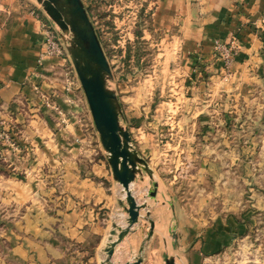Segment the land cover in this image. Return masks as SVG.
Listing matches in <instances>:
<instances>
[{"label": "crops", "instance_id": "0c3cea01", "mask_svg": "<svg viewBox=\"0 0 264 264\" xmlns=\"http://www.w3.org/2000/svg\"><path fill=\"white\" fill-rule=\"evenodd\" d=\"M86 1L82 0L85 8ZM149 8L142 9L135 22L148 23L155 33L176 45V58H183L189 75L183 100L175 102L177 110L182 111L180 122L187 125L184 135L204 138L207 126L218 124L222 130L228 122L235 129L244 125L247 132L253 125L262 126L264 0H155ZM148 10L151 14L145 15ZM35 12L28 0H0L1 123L20 122L23 113L18 110L19 98L29 101L33 94L31 74L41 36ZM232 37H236L238 50L229 80L223 82L220 63L211 61L213 43ZM54 63L58 64V58L44 59V66L50 65L46 72L51 77L58 75V68L51 67ZM53 88L58 92V85ZM224 136L239 141L238 145L244 143L248 154L255 147L251 135L231 132ZM20 147L28 151L22 144ZM18 151L1 152L0 164H4L0 174L2 170L8 173L0 175V190L4 192L0 202L20 207L19 217L29 222L33 218V223H25L17 240H11L0 264H102L112 225L124 228L127 219L125 203L119 205L122 189L113 181L109 167L101 160L87 165L72 160L55 163L58 198L35 202L32 188L42 183L31 179L30 170L34 169H29V160L22 159L21 163L16 159ZM49 152L51 157H46V151L43 162L54 163L58 149ZM138 153L144 157L141 151ZM148 180L143 173L130 187L136 201L146 202L147 208L140 211L138 223L115 247L110 264H125L138 257L141 264H166L171 257L175 264H202L214 251L229 245L230 235L236 231L232 225L228 224L229 228L218 219L195 230L189 226L192 219L183 215L180 203L167 189L158 190L154 199L140 198ZM36 204L40 212L33 217L31 206ZM147 213L154 225L150 238Z\"/></svg>", "mask_w": 264, "mask_h": 264}, {"label": "rangeland", "instance_id": "374dc122", "mask_svg": "<svg viewBox=\"0 0 264 264\" xmlns=\"http://www.w3.org/2000/svg\"><path fill=\"white\" fill-rule=\"evenodd\" d=\"M28 2L35 7V14L46 17L35 0ZM114 2L88 0L86 10L112 72L108 85L120 102V124L129 131L132 145L144 154L151 170L144 195L138 196L149 199L148 192L156 183L157 191L167 189L180 203L183 215L192 219L189 226L195 230L215 224L218 219L235 228L236 231L231 228L229 245L214 251L202 264H264V124L253 125L248 132L242 124L235 129L228 122L222 130L212 124L207 126L204 138L185 136L187 125L180 122L182 111L175 106V102L183 100L184 85L189 79L183 58L177 59L176 45L155 33L148 23H134L132 16L122 22L126 11H133L135 0L130 8ZM111 4L115 7L109 8ZM146 14H151V10ZM39 34V53L30 82L33 94L29 101L19 98L18 110L23 113L20 122L0 125V132L9 137L8 143L0 139V159L2 150L18 151L21 144L28 149L18 151L16 159L21 163L22 159L29 160V169H34L30 170L31 179L42 183L32 188L34 201L48 203V199L58 198L55 163L72 160L87 165L101 160L108 164L64 42L56 33L61 54L54 56L58 64L51 67L58 68V75L51 77L46 72L50 65L44 66V59L52 57L41 56V29ZM213 44L211 61L220 63L226 82L238 50L236 37L226 42L215 40ZM218 45L233 49L224 53ZM231 132L253 136L252 152L247 153L244 143L238 145L239 141L226 139L224 135ZM53 148L58 149L55 162H43V154L47 151L46 157L50 158L48 153ZM2 171L4 174L0 175L4 177L8 172ZM3 193L0 190V195ZM120 194L123 196L122 190ZM39 206H31L33 217L38 216ZM21 210L0 202V257L5 255L11 240H17L24 224L33 223V218L29 222L19 217Z\"/></svg>", "mask_w": 264, "mask_h": 264}, {"label": "water", "instance_id": "95a60500", "mask_svg": "<svg viewBox=\"0 0 264 264\" xmlns=\"http://www.w3.org/2000/svg\"><path fill=\"white\" fill-rule=\"evenodd\" d=\"M42 8L46 18L64 42L66 51L80 82L81 89L99 136V142L106 155L112 179L121 186L123 200L119 205L127 215L124 228L112 225L109 243L105 249L106 259L102 264H110L115 247L130 233L138 223L140 211L147 208L146 202L138 203L131 192V185L143 173L151 179V170L147 162L132 145L129 131L120 124L122 116L117 94L108 82L112 72L102 49L93 22L82 0H35ZM157 184L148 192V198L154 199ZM150 238L153 222L148 220ZM115 237V240H112ZM142 249H140L141 253ZM138 257L125 264H141ZM166 264H175L174 258H168Z\"/></svg>", "mask_w": 264, "mask_h": 264}, {"label": "built area", "instance_id": "2783aa9c", "mask_svg": "<svg viewBox=\"0 0 264 264\" xmlns=\"http://www.w3.org/2000/svg\"><path fill=\"white\" fill-rule=\"evenodd\" d=\"M114 3H119L120 5L124 6V8H130L131 5L134 4L133 0H114ZM155 0H135V5L133 8V11L130 12V10H127L126 14L122 16V22H125L126 19L129 18V16L134 17L135 21H137L139 14L142 9H148L149 6L154 5ZM114 8V4L109 5V8ZM152 9V8H149ZM36 13V12H35ZM34 15L37 17L40 23V29L42 33L44 34V43H43V49H42V54L41 56H48V57H54V56H59L61 54V49L58 44V38H56V31L52 24L49 22V20L44 17V15H41V17L38 14ZM134 21V23H135ZM121 22V23H122ZM94 25V24H93ZM217 46V42L215 43ZM216 48V47H215ZM233 47H228V45L224 46H219L218 45V50H223L222 52L224 53H229L232 51ZM228 59H226L227 61ZM3 123L0 122V125ZM0 139L4 140L5 142H9V137L6 133L0 132Z\"/></svg>", "mask_w": 264, "mask_h": 264}, {"label": "trees", "instance_id": "16d2710c", "mask_svg": "<svg viewBox=\"0 0 264 264\" xmlns=\"http://www.w3.org/2000/svg\"><path fill=\"white\" fill-rule=\"evenodd\" d=\"M142 13H143V12H142ZM89 15H90V13H89ZM90 17H91V16H90ZM261 37H262V39L264 40V36L262 35Z\"/></svg>", "mask_w": 264, "mask_h": 264}]
</instances>
